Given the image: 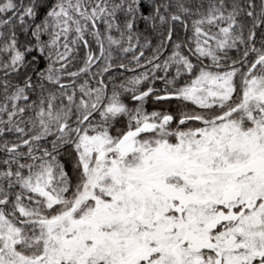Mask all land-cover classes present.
Wrapping results in <instances>:
<instances>
[{"label":"snow or ice","instance_id":"obj_1","mask_svg":"<svg viewBox=\"0 0 264 264\" xmlns=\"http://www.w3.org/2000/svg\"><path fill=\"white\" fill-rule=\"evenodd\" d=\"M0 264H264V0H0Z\"/></svg>","mask_w":264,"mask_h":264}]
</instances>
